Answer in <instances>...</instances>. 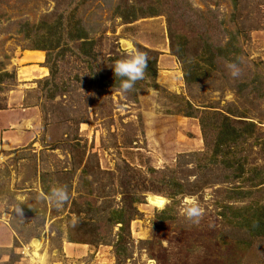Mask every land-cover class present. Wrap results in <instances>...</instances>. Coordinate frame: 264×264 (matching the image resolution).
Returning <instances> with one entry per match:
<instances>
[{
    "label": "rangeland",
    "instance_id": "rangeland-1",
    "mask_svg": "<svg viewBox=\"0 0 264 264\" xmlns=\"http://www.w3.org/2000/svg\"><path fill=\"white\" fill-rule=\"evenodd\" d=\"M0 110V264H264V0H0Z\"/></svg>",
    "mask_w": 264,
    "mask_h": 264
},
{
    "label": "clouds",
    "instance_id": "clouds-1",
    "mask_svg": "<svg viewBox=\"0 0 264 264\" xmlns=\"http://www.w3.org/2000/svg\"><path fill=\"white\" fill-rule=\"evenodd\" d=\"M128 54L126 58L116 61L111 67L113 74L120 81V88L123 92H129L134 89L137 81L142 80L148 67L149 57L146 52L134 49L131 44L128 45ZM231 75L236 77L239 75V68L236 63H230ZM69 198L66 186L55 187L48 193V199L55 207H62ZM158 203L163 204V200ZM184 215L187 219L198 222L202 215L201 208L191 199L186 201ZM33 248L38 249L39 243L34 242ZM35 256V253H33Z\"/></svg>",
    "mask_w": 264,
    "mask_h": 264
},
{
    "label": "trees",
    "instance_id": "trees-1",
    "mask_svg": "<svg viewBox=\"0 0 264 264\" xmlns=\"http://www.w3.org/2000/svg\"><path fill=\"white\" fill-rule=\"evenodd\" d=\"M81 36H83V34L81 35ZM51 43H52V41H51ZM180 43H182L181 45H183L184 44V39H182L181 38V41H180ZM179 43V44H180ZM180 45V46H181ZM50 46H52V44H50ZM37 47H41V46H37ZM44 49H49V46H48V44H44ZM174 47V46H173ZM221 51V50H220ZM223 52V51H222ZM175 55L179 58V59H181V61H183V57H182V55H181V53L180 52H177V50H176V53H175ZM208 58H209V61H212V59H213V55H209L208 56ZM205 60H208V59H205ZM231 60H233V59H231ZM196 71H195V69H192L191 68V66H190V70H187L186 68H185V70H184V77H185V80L188 82V84H190L192 81H194V80H196V79H198V75H197V77H196ZM115 83V85H120V81L119 80H117L116 82H114ZM227 112L229 113V114H235V112L234 111H232V110H227ZM227 114H224V117H223V127H222V129H221V131H219L218 133H217V135H218V140L219 141H223L224 143L225 142H234V140H235V138H237L238 136H241V132L239 133V132H237V131H235V129L234 128H232L231 126H230V119H229V117L228 116H226ZM248 125H251L252 123L251 122H249V123H247ZM264 212H262V213H260V216H259V219H258V222H259V224H261L262 223V226L261 225H259V229H258V231L256 230V233H258V234H263L264 233ZM261 222V223H260Z\"/></svg>",
    "mask_w": 264,
    "mask_h": 264
},
{
    "label": "crops",
    "instance_id": "crops-1",
    "mask_svg": "<svg viewBox=\"0 0 264 264\" xmlns=\"http://www.w3.org/2000/svg\"><path fill=\"white\" fill-rule=\"evenodd\" d=\"M38 51V50H37ZM233 58H235V57H233ZM232 57L230 58V57H227V59L230 61L231 59H233ZM237 59V58H236ZM236 59H234V60H236ZM237 62V61H236ZM197 80V79H196ZM196 80H194V81H192L191 83H196ZM210 107H212V106H210ZM26 110H28V108H23L22 109V111H25L26 112ZM21 111V112H22ZM232 111H234V110H232ZM12 111H10V112H8L7 110H0V118L2 117H4L5 115H10V113H11ZM15 112V111H14ZM5 113V115H3ZM13 115H16L14 118H13V115H12V119H11V121L9 122V120L8 121H2V123L4 124V123H7V124H10V126H12V127H16V126H21V125H23V124H27V123H29V118L30 117H28L27 118V115H34V114H31V113H12ZM190 115H194V114H190ZM227 115H228V112H227ZM234 115H237V114H234ZM1 118V119H2ZM36 119V118H35Z\"/></svg>",
    "mask_w": 264,
    "mask_h": 264
},
{
    "label": "bare ground",
    "instance_id": "bare-ground-1",
    "mask_svg": "<svg viewBox=\"0 0 264 264\" xmlns=\"http://www.w3.org/2000/svg\"><path fill=\"white\" fill-rule=\"evenodd\" d=\"M159 200H163V201L165 202L164 198L161 197V196L154 195V196L150 197V203H151V204H154V205H156V206H158V207H160V206L163 205V204L158 203ZM35 254H36V253H35Z\"/></svg>",
    "mask_w": 264,
    "mask_h": 264
}]
</instances>
